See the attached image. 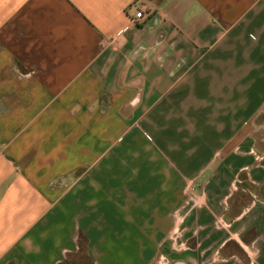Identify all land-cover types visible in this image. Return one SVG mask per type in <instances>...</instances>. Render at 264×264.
<instances>
[{"label":"crops","instance_id":"crops-1","mask_svg":"<svg viewBox=\"0 0 264 264\" xmlns=\"http://www.w3.org/2000/svg\"><path fill=\"white\" fill-rule=\"evenodd\" d=\"M80 235L91 264H264V0H0V264Z\"/></svg>","mask_w":264,"mask_h":264},{"label":"trees","instance_id":"trees-1","mask_svg":"<svg viewBox=\"0 0 264 264\" xmlns=\"http://www.w3.org/2000/svg\"><path fill=\"white\" fill-rule=\"evenodd\" d=\"M79 244H80V248L77 254H81V253H85V255L87 256V261L85 262V264H91L92 260L90 259V257L88 256L87 252H86V247H87V238L84 235H80L79 237ZM69 257L63 262V263H67ZM62 263V264H63Z\"/></svg>","mask_w":264,"mask_h":264},{"label":"built area","instance_id":"built-area-1","mask_svg":"<svg viewBox=\"0 0 264 264\" xmlns=\"http://www.w3.org/2000/svg\"><path fill=\"white\" fill-rule=\"evenodd\" d=\"M147 8L142 5L137 12L135 13V15L131 18L132 22L134 24H139L142 20H144L147 17Z\"/></svg>","mask_w":264,"mask_h":264},{"label":"rangeland","instance_id":"rangeland-1","mask_svg":"<svg viewBox=\"0 0 264 264\" xmlns=\"http://www.w3.org/2000/svg\"><path fill=\"white\" fill-rule=\"evenodd\" d=\"M87 261V256L85 255V253H81V254H76L73 256H70L67 263H63V264H78V263H85Z\"/></svg>","mask_w":264,"mask_h":264}]
</instances>
